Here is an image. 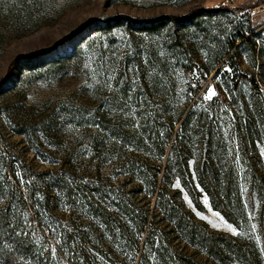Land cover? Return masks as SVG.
Listing matches in <instances>:
<instances>
[{
	"label": "rangeland",
	"instance_id": "obj_1",
	"mask_svg": "<svg viewBox=\"0 0 264 264\" xmlns=\"http://www.w3.org/2000/svg\"><path fill=\"white\" fill-rule=\"evenodd\" d=\"M261 4L0 0V210L24 215L36 254L70 264L73 240L80 262L143 264L144 247V264H156L131 216L157 210L159 188L210 231L239 235L197 185L195 159L218 148L201 141L205 127L193 121H213L223 135L220 152L238 156L239 137L254 125L264 173V12L251 14ZM194 10L185 22L151 24ZM114 18L122 20L105 23ZM190 82L214 108L193 107ZM244 161L258 166L251 154ZM159 212L155 244L162 235L176 263L196 254Z\"/></svg>",
	"mask_w": 264,
	"mask_h": 264
},
{
	"label": "trees",
	"instance_id": "obj_2",
	"mask_svg": "<svg viewBox=\"0 0 264 264\" xmlns=\"http://www.w3.org/2000/svg\"><path fill=\"white\" fill-rule=\"evenodd\" d=\"M217 10L222 11L223 9ZM200 12L207 11L200 10ZM196 13L197 11L194 10L183 17H164L152 21L151 24L160 23L166 19L176 23L185 22L192 19ZM120 19L114 18L105 23H116ZM123 19L127 20L125 17ZM214 106L201 108L212 109ZM193 107L196 108L194 105ZM208 120L203 116L195 119L193 123L205 127L201 133V141L203 143L206 141L209 147L219 150L200 154L195 159L194 174L197 185L207 196L211 208L231 223L239 231V235L232 237L210 231L206 225L197 222L191 213L185 211L182 204H170L160 188L156 192L157 210L151 215L147 209L142 211L140 216H131V222L138 229L140 236L145 232V243L152 249L154 248L157 254L156 264H224L226 259L236 264H264V173L262 163L254 149V142L251 140V136L259 135L258 130L254 125L245 127L242 135L244 137H239V156L234 150L229 155L220 152L219 144L223 140V135L217 125ZM188 121L190 120L182 122V125L185 126ZM175 153L176 144H172L169 150L170 157L174 158L172 156ZM247 154H251L257 160V167L246 164L244 158ZM172 161L173 159H170L168 162ZM164 179L167 180L166 173ZM182 180V186L188 190L184 178ZM152 187H155V183ZM189 193L195 208L202 210L198 201L199 195L193 193V190ZM21 204L24 208L23 213L30 215L31 211L28 210L26 203L23 201ZM159 210L163 211L167 217L162 221L171 223L170 225L174 226L187 246L196 249L197 255L184 257L182 261L176 263L173 261V254H170L171 251L163 247L162 235H159L160 243L155 244L156 238H154L153 230L156 226L155 218L160 214ZM23 216L10 215L8 206L0 210V264H24V262L25 264H53L52 261L49 263L48 256L46 258L39 253L36 254L37 251L28 235L29 231L24 232L21 227ZM30 220L33 221V219ZM243 232L249 234L248 238L241 235ZM70 239L69 242H71ZM79 245L78 242L72 240V245L69 247L70 264H90L87 260L80 262L83 251ZM135 248L138 250L139 245L136 244ZM182 251L184 250L180 251L179 257L183 256ZM84 255L86 256V253ZM145 256L143 247L139 253L143 264L146 261Z\"/></svg>",
	"mask_w": 264,
	"mask_h": 264
},
{
	"label": "built area",
	"instance_id": "obj_3",
	"mask_svg": "<svg viewBox=\"0 0 264 264\" xmlns=\"http://www.w3.org/2000/svg\"><path fill=\"white\" fill-rule=\"evenodd\" d=\"M264 12V5L261 4L251 10V14H259ZM199 87L196 82H190L188 87V94L190 97L193 98L192 105L201 108V107H212L214 102L213 101H201Z\"/></svg>",
	"mask_w": 264,
	"mask_h": 264
},
{
	"label": "snow or ice",
	"instance_id": "obj_4",
	"mask_svg": "<svg viewBox=\"0 0 264 264\" xmlns=\"http://www.w3.org/2000/svg\"><path fill=\"white\" fill-rule=\"evenodd\" d=\"M213 95H215L214 91L210 90L209 95L206 97V99H211Z\"/></svg>",
	"mask_w": 264,
	"mask_h": 264
}]
</instances>
